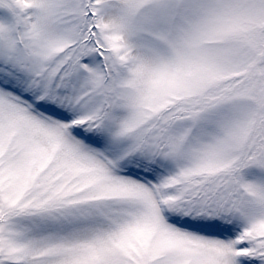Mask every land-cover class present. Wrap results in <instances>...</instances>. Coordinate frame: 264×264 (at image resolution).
<instances>
[{
	"label": "snow or ice",
	"instance_id": "snow-or-ice-1",
	"mask_svg": "<svg viewBox=\"0 0 264 264\" xmlns=\"http://www.w3.org/2000/svg\"><path fill=\"white\" fill-rule=\"evenodd\" d=\"M0 264H264V0H0Z\"/></svg>",
	"mask_w": 264,
	"mask_h": 264
}]
</instances>
